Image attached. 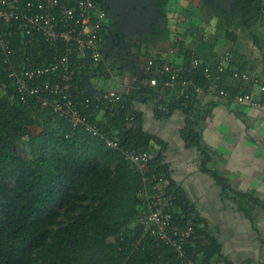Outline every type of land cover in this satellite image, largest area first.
I'll use <instances>...</instances> for the list:
<instances>
[{
  "label": "trees",
  "instance_id": "trees-1",
  "mask_svg": "<svg viewBox=\"0 0 264 264\" xmlns=\"http://www.w3.org/2000/svg\"><path fill=\"white\" fill-rule=\"evenodd\" d=\"M201 1L207 17L216 16L221 29H240L252 38V45L261 47L263 38L260 32L254 33L252 27L264 20V0H234L230 9L214 0ZM169 2L157 1L158 19L150 24V32L140 36L142 42L165 39ZM21 38L22 35L14 36V42L19 45ZM121 41L125 45L123 52L119 50L120 56L124 54L125 60L142 68L134 93L124 92L123 100L117 104L102 109L92 106L84 111L92 120H98V113L104 110L106 117L99 122L105 131L114 133L124 146L152 151V135L144 130L141 115L133 109L131 100L155 99V114L162 118L170 116L177 108L190 115L189 108L197 99L193 94L178 96L175 93L167 102L163 97L166 88L151 85L153 72L149 68L151 58L164 61L163 56L151 57L147 50L143 54L149 59L143 65L129 57L126 50L129 42L119 33L116 40L119 47ZM24 52L32 54L40 64L49 60L52 50L39 37L26 46ZM194 52L184 49L183 65L189 63ZM195 53L204 64H215L219 56L218 53L202 57ZM229 53L234 61L225 74L224 84L237 93L241 82L236 80L233 85L226 82L228 77L234 79L233 69L256 71L257 65L236 47ZM173 62L176 63L174 59ZM135 69L137 78L138 69ZM90 77L88 69H83L77 79L87 88ZM194 77L199 83H206L204 66ZM52 118L59 124L55 125ZM131 123H135L133 128ZM192 123L183 128V134L190 145H199L200 135ZM24 137L28 138L32 157L16 150L18 139ZM149 167L151 173L170 180L177 194L176 202L184 211L181 220L202 221L185 192L173 182L160 152L154 153ZM142 181L141 172L105 140L82 125L73 126L41 101L24 102L0 55V264H150L158 257L153 241H145L144 247L139 249L132 246V241L141 234L138 217ZM197 245L204 250L202 263L214 264L219 244L206 228ZM160 251L165 257L173 255L166 246H161Z\"/></svg>",
  "mask_w": 264,
  "mask_h": 264
},
{
  "label": "built area",
  "instance_id": "built-area-1",
  "mask_svg": "<svg viewBox=\"0 0 264 264\" xmlns=\"http://www.w3.org/2000/svg\"><path fill=\"white\" fill-rule=\"evenodd\" d=\"M104 4L103 0H0V55L24 102L36 99L49 105L73 126L82 125L105 140L141 172L142 202L138 217L141 234L132 241V246L139 249L145 241H153L158 257L150 264H203L204 250L197 241L205 224L181 220L184 211L176 202L177 194L170 180L150 172L149 162L154 153L124 146L114 133L105 131L99 120H92L84 111L92 106L102 109L123 100V94L116 90L90 93L77 79L83 69L96 66L105 58L103 49L109 37ZM16 35H22L19 45L14 42ZM39 37L52 50L49 60L40 64L32 54L24 52ZM163 58L164 61L149 60L153 72L151 85L180 89L195 96L216 94L264 107V78L260 72L233 69L234 79L241 82L237 93L224 84L225 74L234 61L229 52L219 54L215 64H204L195 52L187 65L174 63L170 56ZM201 66L206 77L204 84L194 77ZM255 88L262 94L260 97L254 95ZM161 246L169 247L174 257H165Z\"/></svg>",
  "mask_w": 264,
  "mask_h": 264
},
{
  "label": "crops",
  "instance_id": "crops-1",
  "mask_svg": "<svg viewBox=\"0 0 264 264\" xmlns=\"http://www.w3.org/2000/svg\"><path fill=\"white\" fill-rule=\"evenodd\" d=\"M172 34L171 38L168 35L153 42L149 55L168 57L175 49L165 44L174 38ZM182 35L188 34L182 33L180 39ZM189 37L184 48L180 43L174 53L179 55L180 62L184 61L185 48L194 49L190 45L192 35ZM234 43L228 47H236ZM213 48L222 49L219 45ZM195 49L201 53L209 51L203 45ZM174 54L170 57L175 60ZM254 58H250L251 62L255 61L256 71L264 78V58ZM107 59L86 68L91 74L88 91H131L135 81L133 69L116 73ZM235 81L226 79L229 85L236 84ZM163 91L167 102L175 93L182 94L180 89ZM254 95L262 94L255 88ZM196 99L189 108L190 115L177 108L162 118L155 114V99L133 98L131 105L141 115L144 130L152 135V152L162 154L173 182L185 192L195 213L219 244L214 264H264V107L216 94H202ZM104 112L98 113V120L105 119ZM189 122L199 132V145H190L184 137L183 128Z\"/></svg>",
  "mask_w": 264,
  "mask_h": 264
},
{
  "label": "rangeland",
  "instance_id": "rangeland-1",
  "mask_svg": "<svg viewBox=\"0 0 264 264\" xmlns=\"http://www.w3.org/2000/svg\"><path fill=\"white\" fill-rule=\"evenodd\" d=\"M105 1H107L108 3L107 5L104 4L105 8L107 9V12L108 8H110V12L116 17L119 16V20L130 11V8L125 5L124 0ZM146 1L147 0H127V2L130 3L134 2L140 9L143 8V5H147ZM156 1L157 0H150V10L148 12L149 16L147 14V11H143V13H135L131 15L128 20H126V22L121 26L119 31V33L125 36L129 42V46L128 48H126L129 57L141 62L143 65H146V61H148L149 59V56L147 54H143V52L146 53V50H149L152 43L147 42L146 40L145 42H142L140 36H142L143 34L146 35L148 31L150 32V24L155 23V21L158 19L156 16L157 14H159V9ZM215 1L228 9L231 8L234 2V0ZM154 4L155 6H153ZM168 6L170 14L168 16V25H165L168 26L166 37L169 35V38H171L173 36L172 33L175 34L174 38L168 39L165 42V44L169 48H172V45L173 48H175L173 50L171 49V51L169 49V56L170 54L173 56L177 48L180 47V43L182 44H180L181 47H183L185 42L189 40V36L192 35V42L190 43V45L193 44L194 46V49L192 50L198 52V54L202 57L229 52L232 47L229 48L228 45H231V43L235 42L234 44L236 45V48L239 49L240 52L244 53V56H246V58L250 57L253 59L255 56L258 57V59L264 58V20H261V22L257 23L254 27H252V31L254 33L260 32L259 34L263 38V41L261 42L262 45L260 47L259 45H252V38L248 34H246V32L241 31L240 29H221V27L217 25L219 19L216 16L212 18L207 17L206 11H204L203 8V2L201 0H170ZM160 23L163 24L162 21H160ZM108 30L106 31V33H108ZM170 31L172 33H169ZM182 33H186L188 35H182L180 39L179 35H181ZM197 45H203L209 51L201 53L197 49H195V46ZM216 45H219L222 49L218 48L219 50L215 51L213 47H215ZM119 48L116 44V40L113 44H110L109 41H107L103 49L104 57H107L108 62L112 63V67L114 68V71L116 73L122 72L125 69H133V73L136 72V69L134 71V66L129 64L127 60L120 56V52L118 53ZM187 48H189V46ZM175 57L176 63H180L179 55H175ZM52 120L55 125L59 124L57 120L53 118ZM35 126L36 127L34 128L36 129V131H39L40 128L38 127V125ZM132 126H134V124H132L131 127ZM27 140V137L18 139L16 150L23 156L32 157L29 143Z\"/></svg>",
  "mask_w": 264,
  "mask_h": 264
},
{
  "label": "water",
  "instance_id": "water-1",
  "mask_svg": "<svg viewBox=\"0 0 264 264\" xmlns=\"http://www.w3.org/2000/svg\"><path fill=\"white\" fill-rule=\"evenodd\" d=\"M143 1H145V0H143ZM158 1V0H157ZM156 1V2H157ZM215 1V0H214ZM147 2V5L145 4V5H143V8H138V6L133 2V3H130V2H127V0H124V3H125V5L128 7V8H130V11L127 13V14H125L119 21H118V23L116 24V26H115V28L113 29V31H112V33H110L109 34V38H110V40H111V44H113V42H114V40H115V38H114V36H117V33H118V30L120 31V28H121V26L126 22V20H128V18L131 16V15H133V14H135V13H143V11L144 12H146L147 11V14H148V12H149V10H150V8H149V5H150V0H147L146 1ZM216 2V1H215ZM216 3H218V2H216ZM143 4H144V2H143ZM153 4V3H152ZM219 4V3H218ZM221 5V4H220ZM153 6H155V4L153 5ZM223 6V5H222ZM148 16H149V14H148ZM124 45H125V42L124 41H121V46H120V52H123L124 51ZM123 57H125V55L123 54ZM127 62L129 63V64H131L132 66H134V67H137V69H138V76H137V78L135 79V81H134V85H133V87H132V93H134V91H135V89H136V86H137V83H138V81H139V79H140V77H141V72H142V68L139 66V65H136L135 63H133L132 61H128V59H127Z\"/></svg>",
  "mask_w": 264,
  "mask_h": 264
},
{
  "label": "flooded vegetation",
  "instance_id": "flooded-vegetation-1",
  "mask_svg": "<svg viewBox=\"0 0 264 264\" xmlns=\"http://www.w3.org/2000/svg\"><path fill=\"white\" fill-rule=\"evenodd\" d=\"M105 1V0H103ZM107 1H105V5H107ZM119 17V16H118ZM116 17L115 15H113L111 12H110V8H108V37H109V34L112 33L113 29L115 28L116 24L118 23L119 21V18ZM114 38L116 40H119V30H118V33H117V36H114ZM109 43L111 44V40L110 38L108 39ZM115 41V40H114ZM114 43V42H113ZM118 48H119V45H118ZM118 53H119V49H118Z\"/></svg>",
  "mask_w": 264,
  "mask_h": 264
}]
</instances>
